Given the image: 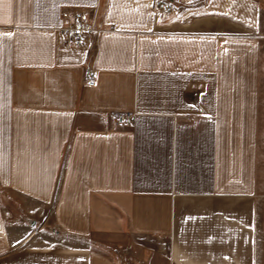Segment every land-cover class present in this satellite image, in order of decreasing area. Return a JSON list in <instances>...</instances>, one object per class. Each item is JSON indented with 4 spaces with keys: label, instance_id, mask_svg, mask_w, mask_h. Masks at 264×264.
I'll use <instances>...</instances> for the list:
<instances>
[{
    "label": "crops",
    "instance_id": "1",
    "mask_svg": "<svg viewBox=\"0 0 264 264\" xmlns=\"http://www.w3.org/2000/svg\"><path fill=\"white\" fill-rule=\"evenodd\" d=\"M154 1L0 0V264H264V0Z\"/></svg>",
    "mask_w": 264,
    "mask_h": 264
},
{
    "label": "built area",
    "instance_id": "2",
    "mask_svg": "<svg viewBox=\"0 0 264 264\" xmlns=\"http://www.w3.org/2000/svg\"><path fill=\"white\" fill-rule=\"evenodd\" d=\"M154 6L165 13H171L174 10L173 4L168 1L155 0ZM62 17L68 22L60 26L58 30L68 45H84L93 33L101 31L100 24L88 19L83 11H64ZM95 75V69L87 70L89 84H94ZM113 118L119 124H130L133 121V114L118 113L114 114Z\"/></svg>",
    "mask_w": 264,
    "mask_h": 264
}]
</instances>
